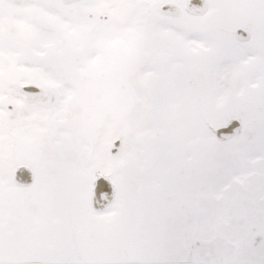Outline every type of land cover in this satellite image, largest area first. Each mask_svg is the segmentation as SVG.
<instances>
[{
	"label": "snow or ice",
	"instance_id": "obj_1",
	"mask_svg": "<svg viewBox=\"0 0 264 264\" xmlns=\"http://www.w3.org/2000/svg\"><path fill=\"white\" fill-rule=\"evenodd\" d=\"M0 264H264V0H0Z\"/></svg>",
	"mask_w": 264,
	"mask_h": 264
},
{
	"label": "rangeland",
	"instance_id": "obj_2",
	"mask_svg": "<svg viewBox=\"0 0 264 264\" xmlns=\"http://www.w3.org/2000/svg\"><path fill=\"white\" fill-rule=\"evenodd\" d=\"M236 123H238V122H236Z\"/></svg>",
	"mask_w": 264,
	"mask_h": 264
}]
</instances>
